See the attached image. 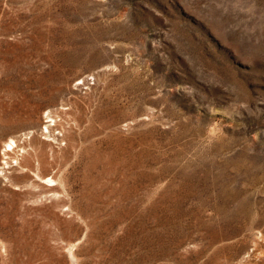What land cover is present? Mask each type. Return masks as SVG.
<instances>
[{
  "label": "rangeland",
  "instance_id": "374dc122",
  "mask_svg": "<svg viewBox=\"0 0 264 264\" xmlns=\"http://www.w3.org/2000/svg\"><path fill=\"white\" fill-rule=\"evenodd\" d=\"M0 264H264V0H0Z\"/></svg>",
  "mask_w": 264,
  "mask_h": 264
},
{
  "label": "bare ground",
  "instance_id": "6f19581e",
  "mask_svg": "<svg viewBox=\"0 0 264 264\" xmlns=\"http://www.w3.org/2000/svg\"><path fill=\"white\" fill-rule=\"evenodd\" d=\"M49 117H50V120H47L46 121V123H45V126L47 127V128H49L50 129V132L53 130V125L51 126V124H50V121H52V120H54V121H56V118H54L53 117V115H49ZM69 121V120H68ZM58 124V123H57ZM56 124V125H57ZM27 137V136H26ZM17 147H19L20 149H16ZM23 150V152H24V150H25V145H23V143L22 144H19L18 143V140L17 139H15V138H10V140L6 143V145H5V152H4V154L5 155H8V157H9V154L11 153V152H15V153H18L20 150ZM13 154V153H12ZM4 155V156H5ZM7 157V158H8ZM51 190V189H50ZM54 190H56V189H54ZM53 193V192H52Z\"/></svg>",
  "mask_w": 264,
  "mask_h": 264
}]
</instances>
